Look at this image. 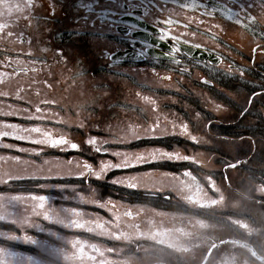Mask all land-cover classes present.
<instances>
[{
	"label": "flooded vegetation",
	"instance_id": "af4514ba",
	"mask_svg": "<svg viewBox=\"0 0 264 264\" xmlns=\"http://www.w3.org/2000/svg\"><path fill=\"white\" fill-rule=\"evenodd\" d=\"M86 1L88 3V0ZM11 2L12 0H6L9 5H12ZM78 2L79 0H35L36 7L33 9L35 19L32 27L26 28V41L30 43L26 52L22 54L16 49L8 48L9 45L1 44L0 49L3 51L0 53V73L4 76L0 77V81H8L11 72L17 68H27V71H16L15 75L21 74L28 81L24 89L28 94L34 92L41 97L48 95L50 90H54L53 78L76 85V79L73 77L79 48H83L82 44L87 42L79 34L88 32L80 30L79 22H85L86 15L89 20L91 16L99 15L96 20L99 30L97 32L94 30L92 34H102L101 39L111 44L112 50L128 49L142 55L141 59L125 60L115 64L123 67L127 74L137 71L150 73L155 78L151 95L161 97L160 100L158 98L161 110L168 113L181 109L185 115L184 123H187L189 132L198 140L191 142L187 137L166 136L160 141L132 138L121 141L119 138L122 136L104 130L100 135L102 137H96L97 142L104 144V141H108L104 147L109 152L120 153L118 157L122 162L126 154L141 152L146 154L147 150L152 148H161L169 152L177 151L181 155L195 157L200 164H193L190 161H158L148 166H137L135 171L146 174L169 172L179 176L187 169L197 177L208 195L215 198L216 194L211 195V190L208 189L204 179L211 176L225 200L221 206L208 208H197L186 204L184 218L191 225L188 232L194 236L199 234V239L192 241L195 247L186 254L194 252L193 256H202V260L207 253L206 247L208 249L213 243L223 240L229 243L213 249V253L209 254L208 264H220V261L229 255L235 257L237 264H245V262L260 264V261L252 257L247 249L239 244L233 245L230 241H247L259 255H264V192L257 190L264 185V96L255 97L251 105L248 103V97L252 92L259 91L255 85L264 82V55L259 49L255 53L252 51L256 45L264 44V39L260 36V33L264 32V14H262L264 9L259 6L261 0H255V3L253 0H202V2L197 0L200 6L196 9L181 8L179 3H174V0H92L93 9L89 12L82 7L79 9ZM50 3L55 6L54 14L49 7ZM206 7L215 8L216 11L211 16L206 15L204 12ZM226 7L232 10L231 13L225 11ZM241 8L246 11H241ZM102 10H107V16ZM8 14L7 9L0 5V17L4 19L0 24L11 23L10 19H5ZM229 14L232 16L231 19L228 18ZM248 14L255 17V23L247 19ZM169 18L173 21L179 20L180 23L165 25L163 21ZM236 20L240 23H236ZM91 22L94 24L93 19ZM185 24L188 27H184ZM161 27L166 28L172 35L180 36L181 40L190 41V44H182L180 46L182 49L196 48L193 45H200L198 49L204 53V57L197 60L189 55L177 54L175 60L180 61L177 64L172 58H158L150 54L148 50L161 54L169 51L171 40L157 39ZM139 33L144 34L146 38L139 37L137 35ZM38 45H45L47 52L34 55L37 53L35 47ZM57 48L62 49V55L57 54ZM29 49L32 50V55L28 54ZM217 56L221 58L218 64ZM37 58L43 63L33 64L32 61ZM17 61L19 64L16 63ZM209 61L213 62L212 66H208ZM103 66L104 69H109L108 62ZM33 68L36 71H33ZM181 68H186L188 71L181 72L179 70ZM217 68L222 71L215 70ZM229 69L232 72L230 76L225 74ZM240 70H243V76ZM63 71L69 73L67 77L59 75ZM201 77L211 83H205ZM15 95V92L6 97L0 95V120L22 124L24 127L26 122H19L17 120L19 116L10 117L3 113L26 109V107H41L43 101L53 100L44 98L32 103L26 98V93L23 99ZM15 101L24 104L17 105ZM26 103L29 105H25ZM13 104L14 109H12ZM216 105H220V108L217 109ZM209 121L212 123L209 124ZM0 130L11 131L2 126ZM154 134L160 135L156 132ZM150 135L153 133L142 136ZM13 142L17 144L20 141L12 137H0V155H10L12 153L10 151H15L14 148L4 147L7 144H14ZM131 143H145L146 146L135 150L127 149ZM176 144L182 147L176 148ZM204 155L206 157H203ZM235 160H242L245 163L236 168L225 169V163L231 164ZM160 163L162 167L159 168ZM205 164H212L213 167L208 170L203 168ZM114 177L122 178L120 173H116L112 178ZM112 178L107 182L112 183ZM183 180H186L184 176ZM126 189L129 188L118 184L109 186L106 191H100V194L94 189L91 191V197L100 202L102 200L121 202L117 196H112L111 192H124ZM130 190L138 191L139 188ZM158 192L151 194V198L157 201L164 199L165 196L170 198L169 194L159 196ZM29 193L47 196V205L80 210L78 205L80 187L77 185H73L68 190L63 189L62 186L46 185L42 179H39L33 184H26L23 189L0 187V196L4 197L2 203L7 211L26 209V204H32L28 199ZM15 196L21 197V200H8ZM171 200L173 204V197ZM223 205L226 207L223 208ZM153 207L158 210L157 206ZM170 207L171 205L168 204L167 213L171 212ZM107 214L112 215L109 212ZM137 217V213H134L130 219L139 221ZM228 217L242 220L257 231L249 234L232 224ZM196 219L204 220L215 227L199 228V232H195L193 225ZM13 220L14 218L0 220V232L27 234L38 240L49 239L46 233L36 228H21L20 224L13 223ZM39 222L45 227L58 231L69 240L81 239L79 229H69L71 233L65 234L62 232V225L44 221L42 217L39 218ZM103 240L108 241L103 249L111 248L114 250L113 253L121 251L114 248L116 244L110 242L111 238L104 236ZM0 247L16 254L7 258L8 264H26V261L22 260L26 257L42 258L41 249L37 245L26 243L23 239L13 240L7 236H0ZM162 253L164 256L171 254L170 251H162ZM164 263L166 262L163 261Z\"/></svg>",
	"mask_w": 264,
	"mask_h": 264
},
{
	"label": "snow or ice",
	"instance_id": "6c2138e0",
	"mask_svg": "<svg viewBox=\"0 0 264 264\" xmlns=\"http://www.w3.org/2000/svg\"><path fill=\"white\" fill-rule=\"evenodd\" d=\"M202 2V0H200ZM174 3H179L181 8L185 9H196L200 6V3L197 2V0H174ZM253 3H255V0H253ZM0 5H2L9 13L13 11V9H17L20 12H27V15L24 16H18L16 19L19 21L20 19H23L26 21L24 27L25 28H31L34 22L35 17L33 16V9L36 7L35 0H23V4L17 3L9 5L6 3V0H0ZM82 7L86 12H89L93 9V3L92 0H88V3H81L79 5ZM262 9H264V0H261V3L259 5ZM49 7L52 9V14L55 12V6L53 4H49ZM216 11L215 8H209L206 7L204 9V12L206 15H213V13ZM225 11L231 13V9L225 8ZM241 11H246V9L241 8ZM103 14L107 16V10H102ZM262 14H264V11H262ZM99 18V15L96 17ZM229 19L232 18L231 14L228 16ZM247 19L255 23V17H252L250 14L247 15ZM85 22H89V17L86 15L84 17ZM202 23V21H200ZM165 25L176 23L179 24V20L173 21L171 18L166 19L163 21ZM236 23H240L239 20H236ZM6 25L0 24V29L5 28ZM184 27H188L187 24L184 25ZM254 31V29H253ZM14 35V33L9 32L7 33V36H0V39H7V37H10ZM194 35V33H193ZM260 36L262 39H264V32L260 33ZM157 39L164 41V40H171V45L169 48V51L164 53L165 56L172 58L177 64L180 63L179 60H175V57L177 54L181 55H188L187 52H185L180 46L182 44H190V41L188 40H181L180 36L172 35L170 31H168L166 28L161 27L159 28V34L157 36ZM196 48H200V45H193ZM156 47H159V45H156ZM259 49L262 55H264V44L256 45L252 49L253 53H255ZM57 54L62 55V49L57 48L56 49ZM29 55H32V50L29 49L28 52ZM108 58L111 60L113 59V55L108 54ZM220 57H216V63L218 64L220 61ZM37 62L43 63L42 60L37 58V60L32 61L33 64H36ZM19 64V61L16 62ZM213 62L209 61L208 66H212ZM33 71H36L35 68L32 69ZM181 72H187L188 69L181 68L179 69ZM217 71H222L221 69H215ZM15 71H27V68L20 69L17 68ZM15 71H13L10 75H15ZM241 71V76H243V70ZM226 75H232L231 69L227 70L225 73ZM4 76L3 73H0V77ZM201 80L205 83H211L209 80H204L203 77H201ZM47 83V82H45ZM250 83V82H249ZM256 88L259 89V91H253L251 96L248 97V103L251 105L253 99L257 96H264V82L258 83L255 85ZM0 95L2 96H8L10 95L8 92H0ZM16 96L19 99H23L22 96H20V89H17ZM145 100H148L151 104L153 109H156V103L154 100H151L150 97H144ZM45 105L48 104H56V101L54 100H45L43 101ZM31 106V105H30ZM217 109L220 108V105H216ZM46 111V110H45ZM26 113V115H25ZM41 113V108L37 106L35 108L34 112H30L29 109H16L10 112H5L3 115L10 116V117H16L20 116L21 119L32 121V120H47L48 117L45 115H38ZM54 115V114H53ZM199 115V114H197ZM243 115V113H242ZM212 122L209 121V124ZM0 126L6 129H11V131H4L0 130V137H12L18 141H28L33 144L38 145H50L52 147H60L61 145H66L67 148L72 150L79 149L80 145L75 142H70L68 139L65 138V136H53L49 131L42 129L38 125H32L30 127H24L22 124H16V123H6L3 120H0ZM79 127H83V125H79ZM179 127L180 131L177 133L175 129ZM172 132L169 133L167 131H161L160 130V120L157 118L156 122L149 125L147 129H145V132L147 133H153V135L150 136H138L136 134V129L132 128L131 126L127 129L126 135L131 136L134 140H144L149 139L153 141H160L166 136H172L175 137L176 135H180L182 137H187V139L191 142H197L198 138L194 135H191L189 132V128L187 123H180L179 125H176L175 123H172ZM156 131H160V135L157 136L154 133ZM121 141H123L124 137L119 138ZM86 144L93 146V150L96 153L104 154L108 152V149L106 147H97V138L96 137H90L85 141ZM108 141H104V144H107ZM4 147L8 149L16 148L17 145L14 144H7L4 145ZM18 151L20 152H39V148H19ZM114 155L119 156L120 153H114ZM0 159L5 160H11L18 162L20 160L19 156L15 157H0ZM158 161H190L193 164H200L199 160H196L195 157L190 155H181L177 151H167L165 149L161 148H152L147 150L146 154L136 153V154H126L123 162L121 163H115L113 164L111 161H101L99 169H94L91 164H89L87 161H84L82 164V171H79L77 173L78 176L84 177H95L97 179H102L104 174L107 173L110 169H127L129 167H136V166H148L152 163L158 162ZM245 161L242 160H235L234 163H225L224 167L225 169L229 168H236L239 165H243ZM150 175V174H145ZM165 175L172 176L173 179H178L175 174L172 173H166ZM182 176L186 178V180H178V183L182 186L184 189L183 194L181 195V198L186 202L187 205H192L197 208H208L211 206H221L224 203L225 197L223 193L221 192L220 188L216 186L215 181L212 179L211 176L205 177V181L208 185V189L213 191L216 194V197L213 198L208 195V192L205 190L204 186L200 183V181L197 179L195 175L192 174L191 171L185 169L183 173H181ZM3 176H8L9 180H17L20 179V177L12 176L8 172L0 173V183H7V180L3 179ZM139 177L137 176H130L123 179H114L112 183L123 185L126 188L129 189H137L140 187H144L142 183H137V180ZM225 179H227V176H225ZM258 191L264 192V185H261L258 189ZM83 199V197H80ZM28 199L32 202L33 207L30 210H26L24 214H15L16 219L13 220V223H19L21 228L28 227V228H36L41 232H44L47 234L49 239L45 240H38L36 237L31 235H15L10 233H4L0 232V236H7L10 239L13 240H21L23 239L25 242L37 245L41 249L42 258L36 259L33 257H26L22 260L26 261V264H62V261L64 262H71V264H132V257H126L123 260H112L108 256L105 255V253H113V249L106 248L102 249L99 245L92 243L89 244L86 241H82L79 238H75L73 240H67L66 237L62 236L58 231L53 230L50 227H45L42 223H40L37 219H33V217H42L44 221H48L52 224L62 225L64 228L69 229H86L88 232H94L98 235L109 237L113 240H122V241H132L134 238H141V237H147L148 239L154 240L159 245H167L169 249L174 250L175 252L180 253H187L190 251V249L193 247L192 241L199 239V234L197 233L196 236H194L191 232L185 231L182 228H178L175 231L179 233L180 235L171 238L170 233L172 232L171 229L167 228H157L152 227L150 230L147 231H141L138 226H133L134 230L131 232L126 231H120L119 229V223H120V214L118 212L114 213L113 220L115 221V228L113 227V221H102L100 219L95 220H83L82 219V213L78 208H59L53 206H48L47 201L48 197L45 195H33L29 193ZM4 200V197L0 196V220L7 219L9 216L13 215V213H10L7 211L6 208H4L2 201ZM9 201H17L21 200V197L15 196L8 198ZM94 204H98L101 208H106L111 203L112 207H108V211L112 212L115 208V204L111 201H104L101 203L98 200L92 201ZM143 211V209H141ZM133 212L131 209L123 213L126 217L133 216ZM228 220L237 226H239L241 229L246 230L249 234L257 231L256 229H253L249 226L248 223L242 221V220H233L231 217H228ZM151 223V221H150ZM194 223L200 228V229H208L215 227L214 225H209L204 220L196 219ZM105 225H108L107 227ZM183 238V239H182ZM60 242H63L64 246H60ZM229 243V241H219L218 243H213L210 247L207 249V253L204 255L203 259L201 260L200 264H208L209 255L213 253V249H216L219 247V245H224ZM233 245L239 244L241 247L247 249V251L250 253L252 257H256L258 261H260V264H264V255H258L257 251L247 243V241H238V240H232L230 241ZM67 245H71L72 252L69 254L67 250ZM139 248V245H137ZM15 253L8 252L5 248L0 247V264H8V257L9 256H15ZM156 264H163V258L161 256L160 259L157 260ZM220 264H237V261L234 256L229 255L228 257H225L220 261ZM246 264V262H245Z\"/></svg>",
	"mask_w": 264,
	"mask_h": 264
},
{
	"label": "rangeland",
	"instance_id": "374dc122",
	"mask_svg": "<svg viewBox=\"0 0 264 264\" xmlns=\"http://www.w3.org/2000/svg\"><path fill=\"white\" fill-rule=\"evenodd\" d=\"M11 3L23 4V0H12ZM81 3L86 4L87 1L79 0L78 6ZM79 9H81L80 6ZM24 15H26V12L22 13L15 8L11 13L6 15L5 19H12V23H6V27L0 29V36H7V33L9 32L14 33V35L7 37V39H0V46L1 44H6L9 45L10 48L16 49L22 54L26 52V48L29 47L30 44L26 41V28L24 27L26 21H24L23 19H20L18 21L16 19V17ZM92 19L94 21V24L91 22ZM96 20V17L91 16L89 20L90 22H79L80 30L88 31L89 34H87L88 32L86 34H79V36L84 37L85 41H88V47H83L79 50L78 57H80V59L82 57L87 59L83 63L79 59V61L75 65L76 71L74 73L75 76L73 77V79H76V85H74L73 83L67 84L65 80H55V78H53L52 82L54 85V90H50V93L48 95H42L41 97L39 96V94H35L34 92L28 94V92L24 90L26 89L28 81L21 74H17L14 76L10 75L8 81H0V92H8L9 94L15 92L16 94L17 89H20V96L24 98V93H26V98L30 99L32 103H37L39 100L44 98L53 99L57 103H61L63 105L70 102L74 104V102H76L78 107L77 116L74 111L69 112L68 110H64L62 112H53L51 114V116L56 117L58 121L66 122V124H64L66 126L68 124L76 125V122H79L80 125H89L91 121H94L96 125L100 127L101 130L110 131L114 134H117L118 136L120 135L124 137V139L129 140L132 137L127 136L126 131L130 126L136 129V134L138 136L146 135L147 132H145V129H147L149 125L155 123L157 118H159L160 130L171 133L173 130L172 123H175L176 125L184 123V113L181 109H177L176 112L173 111L168 113L167 111L161 110L160 103H158L161 97L151 95L155 84V78L151 76L150 73L137 71L133 74H127L123 67L118 66L115 63H111L108 60V55L106 53L109 54L112 46L111 44H108L107 41L101 39L102 34H92L94 30L95 32L99 30V26ZM0 21H4V19L0 17ZM2 51L3 50L0 49V53ZM35 51L37 53H34V55H40L41 52H47V47L45 45H38V47H35ZM105 60L109 61V69H107V72L103 71V65L106 64ZM65 72L66 71L60 72L59 75L67 77L69 73ZM110 84L112 85V88ZM144 97H150L151 100L155 101V110L153 109L152 104L148 100H145ZM92 101L94 102V108L87 109V104L91 103ZM107 103L110 105V107H107ZM14 108L15 105L13 104L12 109ZM50 108L51 107H45L43 110H47ZM108 121H110L109 124L107 123ZM175 131L179 133V127H177ZM156 133H160V131H156ZM114 141L116 142L115 139ZM14 145L16 144L14 143ZM175 147L177 148L181 146L175 145ZM25 155L26 152L21 155L15 152H12L10 155H0V157L4 158L15 156L20 157V160L18 162L0 159V173L8 172L10 175L16 177H26V174H46L57 175L60 176V178L62 179H67L70 178L72 174H77L79 171L83 170V161L81 160H70L63 162L55 160H46L44 161V164L40 165L32 164L31 162L27 161ZM203 157H206V155H204ZM212 167V164H205L203 166V168H206L208 170H210ZM145 174L146 173L141 172L135 175L139 177L137 183H142L143 185H145L144 187L140 188L160 191L163 190V192H166L164 191V189H171L174 191L175 198H178L179 201L182 202L183 199L181 198V195L183 194L184 189L178 183V180H183L181 177L176 175L178 179H173L172 176L165 175L166 173L163 172L158 174L148 173L150 175ZM3 179L7 180L8 176H3ZM210 193L212 196H214L213 191H210ZM92 201L93 198H87L85 200V203L89 204ZM103 202L104 200L101 201V203ZM113 203L115 204V208L112 212L108 211V207H112L111 203L105 209L112 214V216L107 215V217L109 218L113 217L114 213L116 212L121 214L118 229L120 231L131 232L134 230L133 226H138L141 231L150 230L152 227L167 228L172 230L170 237L175 238L180 235L175 231L176 229L182 228L185 231H188L189 226L191 227V225L188 224V221L184 218V211L181 209H176L174 211H171L170 213H167L161 210H158L157 212L150 206H143V204H139L138 206H130L131 203L128 202ZM32 207L33 204H26V209L23 208L22 211L10 210L8 212L13 213V215L9 216L8 218L16 219L15 214H24L26 210H30ZM224 207L226 206L223 205V208ZM56 208L59 209L63 207ZM129 209H131L133 213H137V218L140 219L139 221L131 220L130 217H126L123 215V213H125ZM141 209H143V211H141ZM97 214L98 215H95L89 212H86L84 214L82 213V219L92 220V218H94L100 220L103 219V221L105 220L102 211ZM39 218L41 217H36L33 219H37L39 221ZM105 226L107 227L108 225ZM113 227L115 228V222L113 223ZM193 227L195 229V232H199V227L196 224L193 225ZM66 239L69 240L68 238ZM152 241L147 237H141L138 238V241L132 242L134 246L139 245V248H136L137 250H127L125 252L122 249L121 251L124 255H121L120 257V251L114 252V255H110L111 253H105V255L112 260H117L118 258L120 260H123L126 257H132V264H151L152 262H156L158 259L161 258V256H159L161 253V249H159V253H157V255H153L152 252L156 253L154 248H167V245H156ZM130 242L126 241L125 243H127L128 245L130 244ZM60 246H64L63 242H60ZM99 246L104 247V245L102 244H99ZM194 247L195 244L192 248ZM67 250L70 254L72 251L71 245H67ZM205 250H207V247L205 248ZM170 253L171 254L169 257L162 256L163 260H166L170 264H198L202 258V256H193L194 252H191V254L189 255H187L186 253H180L175 251H170ZM62 264H71V262L62 261Z\"/></svg>",
	"mask_w": 264,
	"mask_h": 264
},
{
	"label": "trees",
	"instance_id": "16d2710c",
	"mask_svg": "<svg viewBox=\"0 0 264 264\" xmlns=\"http://www.w3.org/2000/svg\"><path fill=\"white\" fill-rule=\"evenodd\" d=\"M98 132L97 131H94L92 129H89L87 130L86 132H83L81 134V136L79 137L80 140H83V143L84 145H88L85 143V141L87 139H89L90 137H98ZM97 147H103L104 144L102 142H97ZM146 144H142V143H131L127 149H131V150H135L137 148H140V147H145ZM91 163H93L94 165V169H99L100 167V162L101 161H111L113 164L115 163H121L122 160L119 159L118 156L114 155V153L112 152H109L108 151V154H99V153H96L94 150H93V146H91ZM133 170V167H129V169L125 170V171H132ZM116 173H120L118 172V169H110L107 173H105L104 175V178H105V182H99V181H92V182H89V181H80L79 183L78 182H72V180H69L68 183H65V184H72V185H78L80 188L81 187H85L86 185H91L92 187L96 188L98 191H106V188H109V186H115L116 184H112V183H109L107 182L110 178H112ZM124 173V172H122ZM107 182V183H106ZM26 184H33V182L26 178V181L24 180H16V181H9V186L11 187H16V188H24L26 186ZM83 187V188H84ZM130 193V192H129ZM111 194H116L117 196L121 195V192H111ZM128 194V193H127ZM139 194V193H138ZM140 195V194H139ZM132 250H137V246H133L131 247Z\"/></svg>",
	"mask_w": 264,
	"mask_h": 264
},
{
	"label": "water",
	"instance_id": "95a60500",
	"mask_svg": "<svg viewBox=\"0 0 264 264\" xmlns=\"http://www.w3.org/2000/svg\"><path fill=\"white\" fill-rule=\"evenodd\" d=\"M139 36L146 38V36L142 35V34H138ZM185 52L188 53L189 56H192L195 59H202L204 57V53L198 49V48H192V47H184L183 48ZM151 54H153L156 57H167L164 54H160V53H156L154 51H150ZM111 55H113V61H121V60H131V59H139L140 56H138L137 53H133L130 50H117L113 53H111Z\"/></svg>",
	"mask_w": 264,
	"mask_h": 264
}]
</instances>
